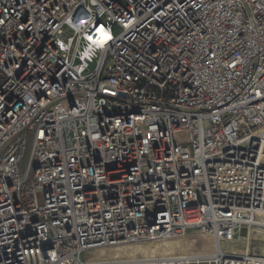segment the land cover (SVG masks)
<instances>
[{
	"label": "built area",
	"instance_id": "2783aa9c",
	"mask_svg": "<svg viewBox=\"0 0 264 264\" xmlns=\"http://www.w3.org/2000/svg\"><path fill=\"white\" fill-rule=\"evenodd\" d=\"M194 231L264 264V0H0V264Z\"/></svg>",
	"mask_w": 264,
	"mask_h": 264
},
{
	"label": "bare ground",
	"instance_id": "6f19581e",
	"mask_svg": "<svg viewBox=\"0 0 264 264\" xmlns=\"http://www.w3.org/2000/svg\"><path fill=\"white\" fill-rule=\"evenodd\" d=\"M216 246L217 244L213 237L194 231L166 236L157 240L135 241L99 247L96 249L99 253L107 252L113 254L118 252L123 255L127 254L128 258L126 260H121V254H119V259H104L103 257L102 260L92 259L90 261L127 264L150 263L170 257L211 256L216 253ZM146 247L151 251L152 256H147Z\"/></svg>",
	"mask_w": 264,
	"mask_h": 264
},
{
	"label": "rangeland",
	"instance_id": "374dc122",
	"mask_svg": "<svg viewBox=\"0 0 264 264\" xmlns=\"http://www.w3.org/2000/svg\"><path fill=\"white\" fill-rule=\"evenodd\" d=\"M119 31V29L118 28H116L115 29V33H117ZM179 235V234H178ZM141 241H145V240H141ZM149 252V253H148ZM146 253H147V256H152V253H151V251L146 247ZM105 254V255H104ZM119 254H121V253H118V252H115V253H107V252H105V253H99L98 252V250H95V251H93V252H91L90 254H89V259L90 260H92V259H97V260H102L103 259V257H104V259H119ZM125 254V253H124ZM107 255V256H106ZM116 255V256H115ZM117 257V258H116ZM122 257V258H121ZM123 257H125V258H123ZM83 258H85V256L83 255ZM128 258V256H127V254H125V255H123V254H121V256H120V259L121 260H126Z\"/></svg>",
	"mask_w": 264,
	"mask_h": 264
},
{
	"label": "water",
	"instance_id": "95a60500",
	"mask_svg": "<svg viewBox=\"0 0 264 264\" xmlns=\"http://www.w3.org/2000/svg\"><path fill=\"white\" fill-rule=\"evenodd\" d=\"M246 233V230L244 229L243 231H242V234H245Z\"/></svg>",
	"mask_w": 264,
	"mask_h": 264
}]
</instances>
